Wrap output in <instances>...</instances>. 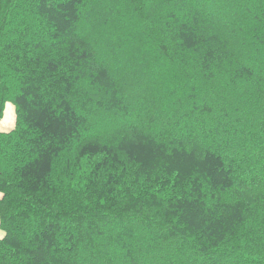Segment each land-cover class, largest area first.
I'll list each match as a JSON object with an SVG mask.
<instances>
[{"label": "trees", "instance_id": "16d2710c", "mask_svg": "<svg viewBox=\"0 0 264 264\" xmlns=\"http://www.w3.org/2000/svg\"><path fill=\"white\" fill-rule=\"evenodd\" d=\"M0 264H264V0H0Z\"/></svg>", "mask_w": 264, "mask_h": 264}, {"label": "rangeland", "instance_id": "374dc122", "mask_svg": "<svg viewBox=\"0 0 264 264\" xmlns=\"http://www.w3.org/2000/svg\"><path fill=\"white\" fill-rule=\"evenodd\" d=\"M2 120H3V126L8 127V128L13 127L14 122H15V111H14V107L11 104L6 105L4 116H3ZM9 130H7V131H9Z\"/></svg>", "mask_w": 264, "mask_h": 264}, {"label": "crops", "instance_id": "0c3cea01", "mask_svg": "<svg viewBox=\"0 0 264 264\" xmlns=\"http://www.w3.org/2000/svg\"><path fill=\"white\" fill-rule=\"evenodd\" d=\"M13 127H14V125H13ZM13 127H12V128H13ZM10 128H11V127L8 128V127L3 126V120L1 121V124H0V129H1V131L4 130V131L6 132V131L9 130ZM12 128H11V129H12ZM11 129H10V130H11ZM10 130H9V131H10ZM4 131H3V132H4ZM3 236H4V233H3L2 230L0 229V239H2Z\"/></svg>", "mask_w": 264, "mask_h": 264}]
</instances>
